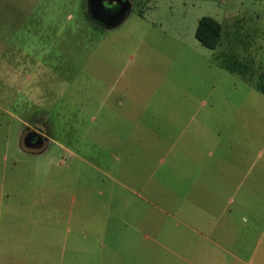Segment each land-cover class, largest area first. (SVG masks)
Masks as SVG:
<instances>
[{
  "label": "rangeland",
  "instance_id": "374dc122",
  "mask_svg": "<svg viewBox=\"0 0 264 264\" xmlns=\"http://www.w3.org/2000/svg\"><path fill=\"white\" fill-rule=\"evenodd\" d=\"M132 1L106 28L87 0H0V264H66L54 212L122 213L109 222L163 245L170 230H206L198 211L214 196L238 216L243 195L264 212V0ZM206 15L222 26L215 49L194 37ZM229 54L251 72L225 69ZM33 127L47 139L31 149ZM156 249L155 264H179Z\"/></svg>",
  "mask_w": 264,
  "mask_h": 264
},
{
  "label": "crops",
  "instance_id": "0c3cea01",
  "mask_svg": "<svg viewBox=\"0 0 264 264\" xmlns=\"http://www.w3.org/2000/svg\"><path fill=\"white\" fill-rule=\"evenodd\" d=\"M128 1L129 5L124 17L128 15L133 4L132 0ZM221 38L222 26L218 44L216 47L210 49L217 48L221 43ZM221 65L232 73L237 72L236 70L245 73L251 72L246 64L232 54L222 55ZM263 75L264 73H260V76ZM246 80L252 83L251 76H248ZM256 85L264 86V84L259 83L253 85L256 90L264 93ZM120 104L119 101L118 105ZM103 107H105V100L102 102V109ZM107 107L109 110V104ZM212 182L214 188L219 187L220 181L213 180ZM218 199L219 197L214 196V210L212 213H206L205 201L202 203L200 211H198L199 224L203 222L206 230H199L198 232L192 227L191 230L188 228L186 230L183 228L170 230L165 239L167 245L160 244L157 241L156 232L150 234L144 231L141 232L140 229L135 228L132 234H130L121 226L115 227L117 226L115 222H109L110 219H116L120 222V225H124V216L122 213L54 212L52 215L64 227V236L62 238L65 243L62 245L61 250L64 254L67 247L70 252L66 264H74L73 256L76 258L79 257L83 264H90L88 260L90 258H93L94 264H111L109 260H105V263L102 262L100 257L103 255V252H110L112 254V264H137L136 262H139V264H155V260L151 257L156 255L157 247H163L168 253L179 258V264H237L238 262L249 264L247 259L239 258L235 253L236 251L249 252L248 257L252 264L253 252L264 250V247H262L264 244V212L262 213L259 210L254 212V210H251V203L247 202L248 197L246 195H243L241 198L243 202L240 201L244 203L245 215L243 216L234 214L230 209L227 210V206L219 207V202H215ZM229 200V202H233V197H229ZM14 215L18 219L23 214ZM147 216L148 218H152L150 213ZM77 220H89L91 221V226L86 223H77ZM206 221L208 222L207 224ZM253 226L258 228L256 230L259 231L256 232L251 229ZM72 231L74 232L73 235L70 233ZM208 233L213 235V246L206 245L204 242L205 238L208 239ZM191 235H196V238ZM143 241H145L144 244H142ZM220 251L231 252V255L234 256V260L232 261L234 263L222 261ZM83 252L87 254L86 259L80 258ZM140 252L143 253L140 254ZM91 253L92 255H89ZM126 255L128 259L125 257ZM46 263L48 262H43V264ZM57 264L63 263L59 261Z\"/></svg>",
  "mask_w": 264,
  "mask_h": 264
},
{
  "label": "trees",
  "instance_id": "16d2710c",
  "mask_svg": "<svg viewBox=\"0 0 264 264\" xmlns=\"http://www.w3.org/2000/svg\"><path fill=\"white\" fill-rule=\"evenodd\" d=\"M220 23L211 16H202L198 19L194 31L195 38L207 48H214L220 38ZM264 91V86L256 85Z\"/></svg>",
  "mask_w": 264,
  "mask_h": 264
},
{
  "label": "water",
  "instance_id": "95a60500",
  "mask_svg": "<svg viewBox=\"0 0 264 264\" xmlns=\"http://www.w3.org/2000/svg\"><path fill=\"white\" fill-rule=\"evenodd\" d=\"M103 1V0H102ZM121 3V9L116 15H111L102 8L101 0H87V12L90 18L100 26L110 28L118 24L124 17L129 5L128 0H108Z\"/></svg>",
  "mask_w": 264,
  "mask_h": 264
},
{
  "label": "flooded vegetation",
  "instance_id": "af4514ba",
  "mask_svg": "<svg viewBox=\"0 0 264 264\" xmlns=\"http://www.w3.org/2000/svg\"><path fill=\"white\" fill-rule=\"evenodd\" d=\"M102 8L109 14L116 15L121 9V3L108 0H101ZM47 139V136L42 132L41 129L33 127L27 129L23 136V143L26 147L31 149L40 147Z\"/></svg>",
  "mask_w": 264,
  "mask_h": 264
}]
</instances>
